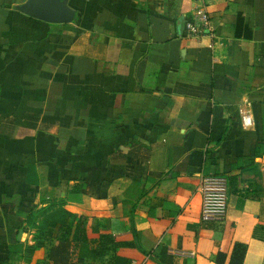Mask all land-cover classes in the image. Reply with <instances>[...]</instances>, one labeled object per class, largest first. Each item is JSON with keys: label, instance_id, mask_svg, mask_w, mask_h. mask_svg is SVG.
I'll return each instance as SVG.
<instances>
[{"label": "crops", "instance_id": "crops-1", "mask_svg": "<svg viewBox=\"0 0 264 264\" xmlns=\"http://www.w3.org/2000/svg\"><path fill=\"white\" fill-rule=\"evenodd\" d=\"M24 1L0 0V264H63L44 249L25 261V214L74 179L87 192L66 208L116 249L92 259L80 244L71 264H228L237 244L244 264H264V192L232 182L264 137V0H69L67 24L18 11ZM200 5L210 28L192 37ZM208 176L227 182L219 221L201 219Z\"/></svg>", "mask_w": 264, "mask_h": 264}, {"label": "trees", "instance_id": "trees-1", "mask_svg": "<svg viewBox=\"0 0 264 264\" xmlns=\"http://www.w3.org/2000/svg\"><path fill=\"white\" fill-rule=\"evenodd\" d=\"M236 30L235 35L239 33ZM37 117H29L28 125L34 126ZM221 136L215 138L220 141ZM264 149V137L257 143L254 156H244L237 160L235 167L239 173L233 176L232 182L239 188H243L245 194L259 196L264 192V170L255 161L256 156ZM88 185L82 179L72 180V184L66 187L65 193L59 198L48 200L38 209L25 214V222L34 230L32 245H27L24 250V259L31 262L35 251L47 250V256L55 263L71 264V258L75 255L80 244H88L91 248V258L101 259L111 250L116 249L113 236L100 233V225L96 218L84 213H75L66 208L67 205L79 203L87 192ZM173 211H176L173 208ZM55 240L58 245H54ZM245 245L237 244L234 247L232 258L228 264H244ZM216 260L221 262L223 257L218 254ZM75 264H84L77 259Z\"/></svg>", "mask_w": 264, "mask_h": 264}, {"label": "built area", "instance_id": "built-area-1", "mask_svg": "<svg viewBox=\"0 0 264 264\" xmlns=\"http://www.w3.org/2000/svg\"><path fill=\"white\" fill-rule=\"evenodd\" d=\"M186 34L192 37L204 35L210 28V19L205 6L195 7L191 17L185 22ZM243 128L255 125V117L250 101L245 99L238 109ZM201 193V219L203 221H219L227 208V182L221 177H203L200 184Z\"/></svg>", "mask_w": 264, "mask_h": 264}, {"label": "water", "instance_id": "water-1", "mask_svg": "<svg viewBox=\"0 0 264 264\" xmlns=\"http://www.w3.org/2000/svg\"><path fill=\"white\" fill-rule=\"evenodd\" d=\"M69 0H25L16 9L30 17L55 24H67L73 21L75 11L69 6Z\"/></svg>", "mask_w": 264, "mask_h": 264}]
</instances>
